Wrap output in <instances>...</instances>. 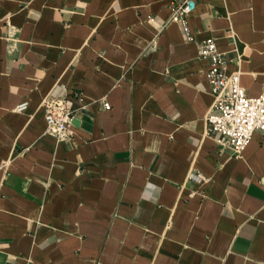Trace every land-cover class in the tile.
<instances>
[{"label": "crops", "instance_id": "obj_1", "mask_svg": "<svg viewBox=\"0 0 264 264\" xmlns=\"http://www.w3.org/2000/svg\"><path fill=\"white\" fill-rule=\"evenodd\" d=\"M181 1L0 0V264H264V136L215 141L198 56L213 38L258 96L264 0H194L193 41Z\"/></svg>", "mask_w": 264, "mask_h": 264}, {"label": "built area", "instance_id": "obj_2", "mask_svg": "<svg viewBox=\"0 0 264 264\" xmlns=\"http://www.w3.org/2000/svg\"><path fill=\"white\" fill-rule=\"evenodd\" d=\"M195 8L194 0H182L170 16V20L178 23L185 41H193L186 17ZM198 56L208 60L206 71L210 94L213 97L207 122L215 132V141L234 155H239L255 131L264 136V89L255 97L248 96L240 83L239 71H227L228 61L224 52L220 51L213 38L198 43ZM105 110L110 108L106 100H101ZM46 122V132L57 141L71 140L73 137L72 109L65 99L46 96L41 102ZM83 107V105H81ZM27 108V101L14 107V111L22 112Z\"/></svg>", "mask_w": 264, "mask_h": 264}, {"label": "bare ground", "instance_id": "obj_3", "mask_svg": "<svg viewBox=\"0 0 264 264\" xmlns=\"http://www.w3.org/2000/svg\"><path fill=\"white\" fill-rule=\"evenodd\" d=\"M245 150V149H244Z\"/></svg>", "mask_w": 264, "mask_h": 264}]
</instances>
